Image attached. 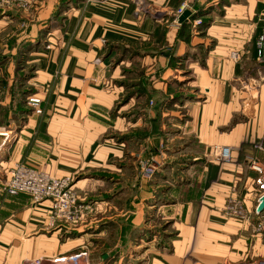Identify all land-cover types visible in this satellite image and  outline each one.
Masks as SVG:
<instances>
[{
    "label": "crops",
    "instance_id": "obj_1",
    "mask_svg": "<svg viewBox=\"0 0 264 264\" xmlns=\"http://www.w3.org/2000/svg\"><path fill=\"white\" fill-rule=\"evenodd\" d=\"M183 1L69 5L67 18L48 30L49 48L40 46L30 58L38 64L31 83L38 93L31 97L41 99L43 113L33 112L19 128L11 123L0 130L6 134L0 135V180L17 164L56 178L95 175L75 187L92 186L100 194L111 187L122 190L116 200L123 195L133 199L129 204L137 218L156 204H146L155 188L167 189L172 203L156 205L168 208L174 232L163 246L150 248L147 264H262L264 208L247 216L225 215L222 209L240 199L253 211L264 197V68L254 53L264 27V0H203L205 25L189 42L178 38L180 24L167 23ZM57 3L40 0L35 15L46 21ZM149 5L158 21L147 14ZM22 16L14 8L0 10V33L21 31L16 19ZM39 26L37 21L32 26L34 40ZM156 30L162 32L164 47L144 56L143 65L150 66L145 77L151 72L158 76L150 85L154 94L179 98L164 102L168 108L161 120L153 121L149 111L135 122L136 98L115 111L123 95L120 82L127 76L120 66L113 69L115 54L108 55V49L149 41ZM151 124L158 131L142 145L134 138L119 140L136 126L151 131ZM164 142L171 143L170 159L185 156L199 162L183 169L160 167L154 185L136 175L135 162L149 150L159 151ZM223 147L230 149L228 161L218 158ZM167 150L160 151L166 163L171 162ZM51 212V201L36 204L29 195L11 196L0 187V264H90L86 255L71 259L85 248V236L66 237L68 227L51 226Z\"/></svg>",
    "mask_w": 264,
    "mask_h": 264
},
{
    "label": "rangeland",
    "instance_id": "obj_2",
    "mask_svg": "<svg viewBox=\"0 0 264 264\" xmlns=\"http://www.w3.org/2000/svg\"><path fill=\"white\" fill-rule=\"evenodd\" d=\"M81 1L83 2L85 0H58L55 13L46 21H42L37 14L35 15V7L38 6L36 4L30 8H14L21 11L23 14V18L18 17V19H16L18 22H21L22 30H9L7 34H4V32L0 33V130L5 131L11 123L15 124V128H19L25 122L26 118L33 112H36L34 107L29 105V98L38 93L34 91V87L31 84L32 79L36 77L38 71V64L32 62L30 59L33 54L37 53L39 48L35 46V40L37 38L42 39L41 48H49V46H47V34L50 33L48 30L54 25L57 26L61 24L63 20L67 18V13H65V11L69 9V5L75 6ZM38 2H40V0H37V3ZM189 2L194 12L192 16L190 15V17H188L189 19H186L188 28L182 31L188 34V36L185 35L186 37L184 39L182 38L185 42H189L191 34H199L200 31H202L201 28L205 25V20L202 15L204 14L203 8L205 6L201 3L203 0H189ZM149 7L147 14L152 16L154 21H158V15L153 13V11H156L155 8L150 5ZM178 7L169 15L167 23L175 24L173 21L176 19L175 13ZM29 12L32 13L24 14ZM36 21L41 24L39 27L42 28L38 30V37L34 40V37H36V30L34 32L32 26ZM15 33L18 34V37H13ZM161 33V30H156L152 35L154 37H151L149 41H141L130 45L120 43L108 49V55L115 54L112 66L113 69L120 66L123 74L127 76L120 82L122 85L121 88H123V95L120 103L116 105L115 111H119L122 107L127 105L131 99L136 98L140 103L136 107L137 110L135 112L137 113L134 118L135 122L139 119L144 120L145 113L149 111L152 113L154 112L151 116L153 121L161 120L163 111L168 108V105L163 108L164 102H176L179 98L178 96H174V94L172 95L174 97L171 96L172 98L169 99L166 97H159L156 93L154 94L155 91L150 88V85L157 80L158 76L153 75L151 72V74L145 77V71L150 66L147 65L145 67L143 65V58L145 55L154 53L164 47V43H160L161 40H159ZM29 37H32L30 38L31 41H28ZM20 39H22L21 42H19ZM27 42L35 46L28 54L26 52L27 47H23ZM22 52L23 55H20L19 53ZM156 54L160 53L157 52ZM170 54L171 52H168V56ZM170 61V65L175 67L176 65H173V62H175L174 58L171 57ZM148 96L150 97L148 98ZM38 97L40 96L38 95ZM41 113H43L42 109ZM166 118L170 119L169 117ZM133 130V132L127 136L125 135V137L120 136L119 140L122 141L128 138H134L135 143L140 146L142 145L140 142H143L148 136L155 135L158 131L155 124H151V131H146L139 126H136ZM0 135L5 136L6 134L0 133ZM160 135L162 136L164 134L160 133ZM170 144L168 143L165 145L164 142L160 145L159 151L149 150L143 157H138V160L135 162L138 167L136 175H139V177L146 182L155 185L157 181L154 180V178L160 167L163 166L164 168L171 169L173 166L179 165L183 169L190 164L199 162H193L190 157L185 156H183V158L181 156L176 157L179 159H170L169 155L173 153V150L170 149L171 147H168L171 146ZM163 147L169 148V150L164 149V151L167 150L165 156L168 155V161L171 160V162H168L169 164L165 161L167 158H163L160 154V151H163ZM261 149L264 154V142L261 144ZM146 165H150L154 168L151 177H145ZM166 175L169 177V174ZM129 176L133 178L131 175ZM119 177L121 181H128V178L126 180L124 179L125 177L120 175ZM87 178H96V176L88 174L75 178L71 177V185L78 197V203L82 208V217L70 225L59 223L52 227H57L58 225L68 227L67 233L69 234L66 235L68 238L85 236L87 243L84 245L85 248L80 252L86 253L90 264H147L148 258L151 255V253H149L150 248L163 246L174 232L172 225L173 219L170 216V212H167L168 208H159V206L156 205L157 203H172L167 199L170 198L173 201V198L166 196L167 189H162L160 187L155 188L151 201H147L146 204H156H154L153 208L148 210L145 207V213L137 218L135 206L129 204V201H134L133 199L123 195L119 197L121 199L116 200L115 197L118 196L119 193H122V190L114 192L111 187L108 190V194H105V191H102L104 193L100 194L101 190L96 191L92 186H86L84 189L77 188V186L75 187L78 181H85ZM165 179L163 178L162 180L164 181ZM130 181H133V179ZM84 183L90 182L87 181ZM90 185H94V182L90 183ZM255 210L258 212V208L253 211L247 210L242 200L235 199L227 202L222 212L225 215L247 216L250 213L255 214ZM80 252L78 254H80ZM105 256H107L106 259L104 258Z\"/></svg>",
    "mask_w": 264,
    "mask_h": 264
},
{
    "label": "built area",
    "instance_id": "obj_3",
    "mask_svg": "<svg viewBox=\"0 0 264 264\" xmlns=\"http://www.w3.org/2000/svg\"><path fill=\"white\" fill-rule=\"evenodd\" d=\"M35 4H37V0H0V10L16 7L30 8ZM185 11H189L191 16L194 12L191 9L189 0H184L178 7L175 13L176 19L173 21L176 25L179 24L178 19ZM254 53L256 62L264 68V27L255 41ZM29 105L34 107L36 112L41 113V99L30 97ZM218 158L221 161H228L230 159V149L226 147L221 148ZM146 166L145 177H151L154 168L150 165ZM71 183V177L56 178L24 164H17L0 180V187L3 192L11 196H18L20 194L29 195L36 204L51 201L50 224L51 226H55L59 223L70 225L82 217V208L78 203V197ZM260 188H264V186H260ZM255 211L257 212V210ZM82 255H86V253L74 255L71 259L77 261ZM59 260L63 261L65 258ZM34 264H42V261H36Z\"/></svg>",
    "mask_w": 264,
    "mask_h": 264
},
{
    "label": "trees",
    "instance_id": "obj_4",
    "mask_svg": "<svg viewBox=\"0 0 264 264\" xmlns=\"http://www.w3.org/2000/svg\"><path fill=\"white\" fill-rule=\"evenodd\" d=\"M197 10H200V9H197ZM188 22L186 21V22H184V23H182V24H180V27H181V30L179 31V34H178V38H185L186 36H188V34L187 33H183L182 31H183V29H187L188 28V24H187ZM186 35V36H185ZM38 41H36V47H40L41 46V40L42 39H40V38H38L37 39ZM35 46H33V44L32 43H29V42H27V43H25L24 45H23V47H27V50H26V52H27V54L28 53H30V50L31 49H34V47ZM20 55H23V52L22 53H19ZM3 59H4V57H3ZM147 97V96H146ZM150 96H148V98H149Z\"/></svg>",
    "mask_w": 264,
    "mask_h": 264
},
{
    "label": "water",
    "instance_id": "obj_5",
    "mask_svg": "<svg viewBox=\"0 0 264 264\" xmlns=\"http://www.w3.org/2000/svg\"><path fill=\"white\" fill-rule=\"evenodd\" d=\"M190 17V12L189 11H185L178 19L179 23H184L186 21V19ZM264 208V197L261 200V203L258 207V211H262V209ZM105 259L107 258V256L104 257Z\"/></svg>",
    "mask_w": 264,
    "mask_h": 264
},
{
    "label": "bare ground",
    "instance_id": "obj_6",
    "mask_svg": "<svg viewBox=\"0 0 264 264\" xmlns=\"http://www.w3.org/2000/svg\"><path fill=\"white\" fill-rule=\"evenodd\" d=\"M61 262V261H60ZM55 264V263H54Z\"/></svg>",
    "mask_w": 264,
    "mask_h": 264
}]
</instances>
